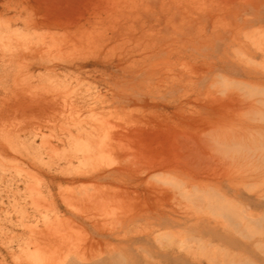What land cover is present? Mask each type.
Wrapping results in <instances>:
<instances>
[{
    "label": "rangeland",
    "instance_id": "rangeland-1",
    "mask_svg": "<svg viewBox=\"0 0 264 264\" xmlns=\"http://www.w3.org/2000/svg\"><path fill=\"white\" fill-rule=\"evenodd\" d=\"M3 1L0 3V21L5 22L9 17L10 23H8L13 30L23 26L22 21L18 20L20 17L18 11H22V14L25 15L28 10L27 13L38 15V17L39 15L46 17L50 14L51 16L47 18L51 21L53 19L58 21L62 18V21L59 22L53 20L56 23L65 24V20L66 23L68 20V22L71 21L67 23L69 25H76V23H80L79 26L85 25V29L87 27L88 30L87 34L94 37H91L89 43L84 42L83 39L85 45L83 42L79 45L80 47L77 45V50L75 47H71L74 51L68 48L62 55L55 54V58L59 62L72 63L75 60L77 63L85 59L88 64L81 71L73 68L65 71L64 73L68 74L66 81L68 87L67 85L65 88L61 87L63 89L56 90V94L52 92L53 95L50 92L52 96L49 95V92L45 93L46 90L41 86L46 77L43 74V69L31 68V71H22L21 75L16 76V67L20 63L18 59H14L15 63L10 60L13 62L9 66L10 70L0 73V80L5 79L9 84H12V79L16 77L20 79L25 76L39 75L37 79L33 80L37 86L29 88L28 91L26 88L24 90L19 88V90L14 86L10 87V85L5 87L8 89L0 88V264H29L27 253L24 251L30 252L34 249V246L29 242L31 239L35 241V237L39 234L37 230L33 232L31 229H36L34 228L35 223H40L45 214L52 215L53 211L51 212V208L48 209L50 204L48 201H51L49 200L51 198L52 202L58 205L60 213L65 216L64 218L68 220L70 218L76 223V229L83 228L76 232L73 231L74 229H67L68 235L65 233V236H62L64 239L59 236L50 237L49 240L55 242L53 247L49 246V240L45 239L48 243L43 241L42 245L45 242L46 250L53 249L48 254L51 255V259L54 258L49 262L46 261L47 264H94L99 259H102V263L99 261L98 264H264V155H257L251 159H235V157L222 155L216 147L218 138L223 134L235 130L241 131L242 134L244 129L249 127L246 122L240 119V113L248 110L250 104L235 92L222 96L217 89L212 87L218 74L230 77L232 80L250 81L264 85V0H9L12 1L10 4L8 0H5L4 4ZM42 11H44V15H41ZM38 12L40 13L38 14ZM17 15H19L18 19ZM12 17H16L17 20L14 19V21ZM10 18H12V22ZM107 27L109 31H107ZM92 39L95 40L91 41ZM10 52L8 50L6 52V48L1 42L0 70L3 60L8 63L7 60L12 59L8 56ZM19 53L13 55L11 52L9 55L22 61L20 56L22 57L24 53H20V56ZM72 72L74 73L72 74ZM76 72L78 76L75 75ZM70 75H73V79L69 78ZM57 79L60 80L59 77ZM79 81L83 87L88 84L86 87H91V89L89 91L85 87L83 89L82 86H79ZM83 90L89 92L90 95L93 94L91 97L87 93L88 101L86 97L84 98L86 93ZM96 90H99V93ZM37 92L40 94L36 95L42 97L36 96V99L34 95ZM78 94L82 95L81 99ZM45 95L50 98L47 99L48 97ZM94 96H98V99ZM56 97H61L59 98L61 100L55 99ZM71 97L75 98L71 100ZM30 98L34 102H30ZM53 98L55 100H52ZM84 99L86 100L84 101ZM104 99L106 100L104 101ZM91 100L95 102L92 103ZM65 101L66 103L63 104ZM72 101L75 107L78 105L76 110H72L74 108L71 106L73 105ZM84 105L93 108L94 115H91L93 114L90 112L91 108L85 107L84 109ZM63 106L70 109L69 114H67V109L62 108ZM52 109L56 110L52 112ZM71 110L74 111L73 114ZM59 111H62L63 115ZM76 111L82 113L79 112V114ZM58 112L57 118L51 116ZM75 112L78 114L74 115ZM46 113L48 117H45ZM60 115L61 118H58ZM71 115H74L75 118L79 117L77 119L84 122L85 127L99 125L98 123H104L103 127L106 126V128L107 126L111 127L110 132L115 135L114 140H111L115 150L107 153L108 155L104 153L106 157H103L107 161H104L102 155L94 162H87L88 164H82L74 159L73 166L81 165L73 167L63 157V159L61 157L59 159V154L54 155L56 152L53 153L51 147L52 149L56 147L59 152L61 151V156L64 148L63 142L66 143L65 147L68 144L66 141L60 143L62 140L57 139L59 135H64L59 132V128L71 124L69 126L71 131L77 132L72 124V121L75 122L77 119L72 118ZM49 116L53 121L55 120L53 123L56 125L53 126L52 122L48 121L50 120ZM83 116L86 118V120L83 119L85 121L80 118ZM56 119L58 120L56 121ZM91 119L93 121H90ZM59 120L64 121L63 124H65L61 123L60 126ZM46 126L49 128H45ZM50 127L52 131H49ZM35 129H42L44 135L38 137L34 133ZM106 130L109 131V129ZM126 136H129L128 139ZM55 137L57 138L55 139ZM116 137H120L121 142ZM122 138L128 142L122 141ZM116 143L118 144L116 145ZM122 143L124 148L120 147L123 150L118 147ZM106 144L108 143L106 142ZM57 145L61 146V150ZM186 146L193 147L188 149ZM117 147L121 150L119 151ZM125 148L126 150H124ZM91 163L98 164L92 165ZM154 164L156 166L159 164V166L155 167L156 169L151 168L155 166ZM95 165H99V169ZM80 167L84 175H86L84 170L88 168L87 174L102 172L103 176L102 178H85ZM92 168L98 170H92ZM78 170L81 173H78ZM47 171L48 173H46ZM75 172L77 175H81L77 177ZM220 172L223 173L220 174ZM104 173L107 175L105 176ZM72 175L76 176V179H72ZM173 176L175 179L172 178ZM177 178L182 182L179 183ZM90 179L92 180L90 181ZM176 180L178 182H175ZM60 182L61 185L58 186ZM94 185H103L100 187L101 189L113 191L117 189L114 192L110 190L113 192L112 196L122 188L121 191L127 193H125V197L122 193L124 198L121 196L117 198V200H121L118 204L117 200L111 199L116 202L109 204V206L113 205V208H107L109 212L106 211L105 216L100 215L103 213H99V210L92 214V208L89 207L90 210L86 211L87 207L84 203L85 218L83 213L69 210L61 203V196L57 190L68 189L71 193H76L77 190L80 192L81 189L93 191L90 188ZM105 186L106 188H103ZM217 189L229 199H235L233 204L241 203L246 209V212H242L247 216L241 213V208L238 211V207H234L232 202L229 203L230 201L220 197ZM38 190L41 192L40 196L36 193V191L39 193ZM186 191L187 193L191 191L192 197L190 194H186ZM180 192L183 193L180 195L181 198L178 197ZM166 193L167 195H165ZM114 196L117 197V194ZM172 196H176L175 199ZM116 197L114 198L116 199ZM75 199L77 200V198ZM43 200L45 201L43 202ZM45 202L48 203V206L45 205ZM224 202L230 206L226 203V205L223 204ZM42 203L44 204L42 205ZM233 208H236L235 212ZM247 210L252 211L250 213L254 212L253 214L258 215L259 218L251 219ZM95 212H97L96 215H94ZM87 214L95 216V219L97 216V219L100 220L88 219ZM106 215H110V217L106 218ZM101 217L104 225L101 224ZM230 217L233 219L231 220ZM91 220L96 223H91ZM175 220H179V223H176ZM98 221L101 226L103 225V230L101 226H99L100 229L95 227ZM105 224L109 226L106 230ZM225 225L227 226L224 227ZM32 232L36 233V236H33L34 239L32 235H29L33 234ZM43 233L41 232L40 235ZM27 239L29 242L26 244ZM56 248L58 249L55 250ZM96 249L98 250L96 251ZM53 253H57L58 256L55 254L57 258L53 256ZM122 254L123 256H121Z\"/></svg>",
    "mask_w": 264,
    "mask_h": 264
},
{
    "label": "bare ground",
    "instance_id": "bare-ground-1",
    "mask_svg": "<svg viewBox=\"0 0 264 264\" xmlns=\"http://www.w3.org/2000/svg\"><path fill=\"white\" fill-rule=\"evenodd\" d=\"M1 1L2 0H0V3H1ZM5 1V0H4ZM4 1H3V4H4ZM9 1V0H8ZM8 1H6V2H8ZM5 2V3H6ZM27 2V1H26ZM10 3H12V1L10 2L9 1V4ZM23 3V5H25L24 4V2H22ZM21 3V4H22ZM18 4V3H17ZM32 4V3H31ZM31 4H30V6H31ZM1 5V4H0ZM7 5V4H6ZM22 5V7H25V6H23ZM8 6H10V5H8ZM149 6V5H148ZM208 6V5H207ZM18 7V6H17ZM229 7V6H228ZM8 8V7H7ZM19 8H21V7H19ZM36 9V8H35ZM22 10V9H21ZM25 11H26V8L24 9ZM33 10H34V7H33ZM43 10V9H42ZM17 11V10H16ZM45 11V10H44ZM44 11H42L43 12V14L41 13V15H44ZM48 11V10H47ZM27 12H28V10H27ZM25 13V15H23L22 14V11L21 12H19L18 11V13H19V15H20V17H19V19H18V16L19 15H17V19L18 20H21L22 21V23H23V26L21 25V28L20 29H17V28H15L14 30H13V28H11V26L9 25V17H8V19L5 21V22H2V21H0V27H2V30H0V43L2 42L3 44H4V47L6 48V52H7V50L10 52H13V55H16L17 53H24V55H22V57L20 56V53L18 54L19 56H20V58H22L21 60L22 61H20V59L19 58H13V57H15V56H13V55H9L8 54V56H10L9 58H12V59H9L8 58V56H7V54H6V56H7V58L9 59V60H7L8 61V63H6V62H4V60H3V63H5V64H1L2 65V69L0 70V73L1 72H4V71H6V70H10L9 69V66H11V63H13V62H11L10 60H12V61H14V59H18L19 60V63H20V65H17V70H16V73L17 74H15L16 76H18V75H21V72L22 71H26V70H28V72L29 71H31L30 69L31 68H39L40 70L41 69H43V74L46 76L45 77V84H44V82L42 83V85H41V82H40V85L41 86H43L44 87V89L46 90V92L45 93H47V92H49V95H51L50 94V92L52 93H55V91L56 90H59V89H63V88H61V87H63L64 86V88H65V85H67V83H66V81H67V78H68V74L66 75V73H64L65 71H68L70 68H73V69H77V70H80L81 71V69L82 68H84L87 64H88V61L86 62L85 61V59H84V61H83V59L80 61V62H75V60L71 63H63V62H59V61H57L56 60V58H55V54L56 55H62L63 54V52L64 51H66L68 48H70L71 49V47H75V49H76V47L78 48V46L83 42V39L85 40L84 42H88L90 39H91V37L93 38L94 36H90V35H88L87 34V32H88V30H87V27H86V29H85V25H83V26H79V24L78 23H76V25H69V24H67V23H70V22H68V20H67V23H66V20H65V24H61V23H56L55 21H57V19L55 20V19H53V20H55V21H51L50 19H48L51 15L49 14H47L48 16H46L45 17V15H44V17L43 16H41L40 17V15H39V17H38V15L36 16L35 14L34 15H31V14H29V13ZM21 13V14H20ZM40 12H38V14H39ZM26 14H27V16H26ZM63 14V13H62ZM16 15V14H15ZM53 15H54V12H53ZM48 17V18H47ZM53 17V16H52ZM13 18V17H12ZM12 18H10V21L12 22L16 17H14L13 18V20H12ZM17 19H15V20H17ZM62 19V18H61ZM60 19V20H61ZM222 19V18H221ZM14 20V21H15ZM60 20H58L57 22H59ZM62 21V20H61ZM9 22V23H8ZM18 22V21H17ZM16 22V23H17ZM182 22V21H181ZM74 23V22H73ZM16 26V25H15ZM13 27V26H12ZM110 27V26H109ZM104 28V27H103ZM112 28V27H111ZM110 28V30H112ZM114 28V27H113ZM109 28L107 27V31H109L108 30ZM94 31V30H93ZM96 31V30H95ZM106 31V30H105ZM106 31V32H107ZM181 31V30H180ZM104 32V31H103ZM98 34L97 35H99V32H97ZM110 33V32H109ZM98 37V36H97ZM235 37V36H234ZM6 38V39H5ZM101 38V37H100ZM255 39V38H254ZM93 40H95V39H92L91 41H93ZM129 40V39H128ZM258 40V39H257ZM140 41V40H139ZM254 41V40H253ZM84 42H83V44H84ZM95 42V41H94ZM89 43V42H88ZM82 44V45H83ZM78 45V46H77ZM85 45V44H84ZM83 45V46H84ZM96 45V44H95ZM80 47V46H79ZM82 47V46H81ZM93 47V46H92ZM127 47V46H126ZM83 49V48H82ZM72 50V49H71ZM70 50V51H71ZM77 50V49H76ZM18 51V52H17ZM72 51H74V49L72 50ZM100 51V50H99ZM264 51V50H263ZM68 52V51H67ZM67 52H66V54H67ZM78 52H79V50H78ZM16 53V54H15ZM65 53V52H64ZM140 53V52H139ZM28 54V55H27ZM72 54V53H71ZM86 54V53H85ZM184 54V53H183ZM18 55H17V57H18ZM65 55V54H64ZM67 55H69V54H67ZM6 56H4V57H6ZM29 56V57H28ZM3 57V58H4ZM31 57V58H30ZM61 58V57H60ZM81 58V57H80ZM133 58V57H132ZM6 59V58H5ZM93 59V58H92ZM252 59V58H251ZM63 60H65V59H63ZM88 60V59H87ZM95 60H96V58H95ZM95 60H93V61H95ZM102 60V59H101ZM70 61V60H69ZM66 62V61H65ZM90 62V61H89ZM14 63H15V61H14ZM93 63V62H92ZM16 64H17V61H16ZM94 64H95V62H94ZM12 67H13V65H12ZM15 68V69H16ZM12 69V68H11ZM72 71H75V70H72ZM91 71V70H90ZM171 71V70H170ZM27 72V73H28ZM98 72V71H97ZM7 73V72H6ZM71 73V72H70ZM74 72H72V74H73ZM81 73V72H80ZM101 73V72H100ZM26 74V73H25ZM24 74V75H25ZM78 73L76 72V76H78L77 75ZM31 75H33V74H31ZM63 77H62V76ZM75 75H74V77H75ZM80 75V74H79ZM84 75V74H83ZM90 75V74H89ZM1 76V75H0ZM29 76V75H28ZM42 76V75H41ZM86 76H88L87 75V73H86ZM13 77V76H12ZM37 77H39V75L38 76H30V77H27V76H25V77H23V78H20V79H17L18 77H16L15 78V76H14V78L15 79H12V84H9V83H7V81H5V79L4 80H0V88H2V89H8V88H5V87H9V85H10V87H12L13 88V86L15 87V88H20V89H23L24 90V88H26L27 89V91H28V89L29 88H32L33 86H35V84H37V83H35L34 84V81L33 80H35V78L37 79ZM43 77V76H42ZM59 77V81H58V78ZM70 77H72V79H73V75L71 76H69V78ZM78 78V77H77ZM81 78V77H80ZM84 78V77H83ZM230 78V77H229ZM8 79V78H7ZM40 79V78H39ZM39 79L37 80L38 82H39ZM44 79V78H43ZM42 79V80H43ZM76 79V78H75ZM79 79V78H78ZM77 79V80H78ZM173 79V78H172ZM215 79V78H214ZM69 80V79H68ZM5 81V82H4ZM83 81H85L84 79H83ZM82 81V82H83ZM91 82V81H90ZM68 83H69V81H68ZM85 83V82H84ZM89 83V82H88ZM94 83V82H93ZM93 83L91 84L92 86H93ZM213 83H214V81H213ZM44 84V85H43ZM70 84V83H69ZM81 84V85H80ZM193 84V83H192ZM77 86H78V84H76ZM75 85V86H76ZM83 84L81 83V81H79V86H82ZM213 85V84H212ZM37 86V85H36ZM35 86V87H36ZM70 86V85H69ZM86 86H88V84L86 85ZM85 85H84V87L86 88V89H88L87 91H89V89H91V87L89 88V87H86ZM94 86H96V85H94ZM67 87H68V85H67ZM83 87V86H82ZM84 87H83V89H84ZM98 87V86H97ZM39 88V87H38ZM71 88V87H70ZM93 88V87H92ZM19 89V90H20ZM43 89V88H42ZM43 89V90H44ZM82 89V88H81ZM80 89V90H81ZM94 89V88H93ZM34 90H37V89H34ZM33 90V91H34ZM191 90V89H190ZM22 91V90H21ZM20 91V92H21ZM41 91V90H40ZM63 91V90H62ZM61 91V93H63ZM66 91H67V89H66ZM159 91V90H158ZM18 92V91H17ZM59 92V91H58ZM68 92H70L69 90H68ZM74 92H75V90H74ZM83 92H85L84 90H83ZM91 92V91H90ZM96 92L97 93H99V90L97 91L96 90ZM53 93H52V95H53ZM82 93V92H81ZM80 93V94H81ZM86 93V96L84 95V98L86 97L87 98V96H88V94H89V92H85ZM88 93V94H87ZM97 93H95L96 95H97ZM10 94V93H9ZM36 94H38V92L37 93H35V95H34V97L37 99V97H38V95L40 94H38V95H36ZM56 94V93H55ZM57 94H60V93H57ZM76 94V93H75ZM92 94V93H91ZM101 94V93H100ZM99 94V95H100ZM2 95V94H1ZM51 95V96H52ZM72 95V94H71ZM82 95H83V93H82ZM82 95L81 96H79V94H78V96H79V99H81L80 97H82ZM90 95V94H89ZM93 95V94H92ZM92 95H90L91 97H92ZM95 95V96H96ZM37 96V97H36ZM41 96V95H40ZM40 96L38 97V98H40ZM46 97H48V95H45ZM44 96V98H46ZM58 96V95H57ZM66 97H67V95H65ZM65 96H63V97H65ZM76 96H77V94H76ZM75 96V97H76ZM94 96V97H95ZM42 97V96H41ZM55 97V96H54ZM62 97V98H63ZM65 97V98H66ZM75 97H71V100H72V98H75ZM93 97V98H94ZM50 97H48L47 99H49ZM59 98H61V97H59ZM58 97H56L55 99H58V100H61V99H59ZM90 98V97H89ZM95 98H97L98 99V96L97 97H95ZM94 98V99H95ZM104 98H106V97H104ZM35 99V100H36ZM54 98L52 99V100H55ZM77 99V98H76ZM30 100V102H34L33 100H32V98H30L29 99ZM39 100V99H38ZM41 100V99H40ZM86 99H84V101H85ZM101 100V99H100ZM106 99H104V101H105ZM216 100V99H215ZM37 101V100H36ZM35 101V102H36ZM57 101V100H56ZM69 101H70V99H69ZM87 101H88V98H87ZM90 101V100H89ZM93 100H91V102H92ZM108 101H110V100H108ZM156 101V100H155ZM238 101V100H237ZM44 102V101H43ZM55 102V101H54ZM57 102H59V101H57ZM71 102V101H70ZM77 102V101H76ZM95 101H93L92 103H94ZM102 102V101H101ZM1 103V102H0ZM38 103H40V102H38ZM64 103H66V101L65 102H63V104ZM79 103V102H78ZM78 103H75V104H78ZM25 104V103H24ZM36 104V103H35ZM52 104H53V102H52ZM57 104V103H56ZM72 104L73 105H71V106H73L74 108H72V110L73 109H75L76 107L78 108V105L75 107V105H74V102L72 101ZM81 104V103H80ZM104 104V103H103ZM42 105H43V103H42ZM59 105V104H58ZM61 105H62V103H61ZM68 105H69V103H68ZM89 105V104H88ZM94 105V104H93ZM92 105V107H95V106H93ZM95 105H97V104H95ZM102 105V104H101ZM243 105H245V104H243ZM37 106H39L38 104H37ZM60 106V105H59ZM66 106V105H65ZM99 106V105H98ZM97 106V107H98ZM184 106V105H183ZM3 107H4V105H3ZM7 107V106H6ZM13 107V106H12ZM45 107V106H44ZM68 108L70 107V106H67ZM80 107V106H79ZM85 105H84V109H85ZM88 107V106H87ZM86 107V108H87ZM235 107V106H234ZM9 108V107H8ZM45 108H47V107H45ZM62 108H64V106L62 107ZM71 108V107H70ZM82 108V109H83ZM89 108V107H88ZM91 108V107H90ZM89 108V109H90ZM39 109L41 110V107H39ZM38 109V110H39ZM43 109V108H42ZM51 109V108H50ZM64 109H67L66 107L64 108ZM63 109V110H64ZM88 109V110H89ZM97 109V108H96ZM111 109V108H110ZM56 110V109H55ZM54 109H52V112L53 111H55ZM58 110V109H57ZM59 110H60V108H59ZM71 110V113L72 112H74V111H72ZM76 110V109H75ZM80 110H81V108H80ZM90 110H92V111H90V112H92L93 113V108H91ZM246 110V109H245ZM43 111V110H42ZM44 111H46L45 109H44ZM70 109L68 110L67 109V114H69L70 112ZM103 111H104V109H103ZM102 111V112H103ZM109 111V110H108ZM39 112H41V111H39ZM57 112V111H56ZM60 113H62V115H63V112L62 111H59ZM59 112H58V114H54V115H51V116H54L53 118H57L56 116L57 115H59ZM65 112H66V110H65ZM69 112V113H68ZM76 112H78V111H76ZM75 112V113H76ZM79 112H81V111H79ZM78 112V113H79ZM105 112H107V111H105ZM149 112V111H148ZM48 113V112H47ZM47 113H46V115H45V117L47 116L48 117V115H47ZM51 112H49L48 114H50ZM74 113V115H77L78 113H76L75 114ZM82 113V112H81ZM89 113V112H88ZM95 113V112H94ZM94 113L93 114H91V115H94ZM42 114V113H41ZM66 114V115H67ZM73 114V113H72ZM80 114V113H79ZM87 114V113H86ZM74 115L72 116V118H74V119H77V118H79V117H77V118H75L74 117ZM84 115V114H83ZM12 116V115H11ZM14 116H16V115H14ZM42 116V115H41ZM44 116V115H43ZM51 116H49L50 117V120H48L47 118H45L46 120H48V121H50V122H52V125L54 126V125H56V124H54L55 122V120L53 121V119L51 118ZM80 116V115H79ZM13 117V116H12ZM68 117H70V116H68ZM58 118H61V115L58 117ZM71 118V117H70ZM69 118V119H70ZM80 118H82V120L83 119H85L86 120V118L83 116V117H80ZM64 119H65V117H64ZM68 118H67V116H66V120H67ZM95 119V118H94ZM37 120H38V118H37ZM58 119H56V121H57ZM70 120H73V119H70ZM79 119H77V121H75V122H73L72 121V124H73V128L75 127L76 129H77V132H75V133H73L72 131H71V128L69 127L70 125H68L67 127H66V125H64L63 124V122H61L60 120L58 121V122H60L59 123V125L61 126V123H62V125H64V127L62 126V128L60 127H58L60 130H59V132H62V133H64V135H59V137L57 138V137H55V139L57 138V139H59V141L60 140H62V141H60V143L61 142H63V141H66L68 144H67V147H65V144H64V142H63V149H62V154H61V156H60V152L58 151V149H56V147L54 148V149H52V145L50 146L51 147V150H53L52 152L54 153V152H56V153H54V155L56 154V156H57V154H59V156H58V158L59 157H63L65 160H67L68 161V164L71 166L72 165V163H73V161H75L74 159H76L77 161H79V162H81L82 164L84 163H90L91 161H93L94 162V160L96 159V160H98V157H100L101 155H102V157L104 156V157H106L105 155L107 154V153H110L112 150L114 151L115 150V148H114V146H113V141L111 142V140H114V138H115V135L114 134H112L111 132H110V129H111V127L110 128H108L109 126H107V128H106V126L105 127H103L104 126V123H98L99 125H90V126H87V127H85L84 125H83V123L84 122H82L81 120H79ZM85 120H83V121H85ZM68 121V120H67ZM66 121V122H67ZM90 121H93L92 119L90 120ZM47 122V121H46ZM49 122V123H50ZM54 122V123H53ZM87 122H89V121H87ZM95 122V121H94ZM154 122V121H153ZM1 123H2V121H1ZM43 123V122H42ZM57 123V122H56ZM71 123V122H70ZM86 123V122H85ZM90 123V122H89ZM89 123H87L88 125H89ZM230 123V122H229ZM10 124V123H9ZM17 124V123H16ZM58 124V123H57ZM93 124V123H92ZM130 124V123H129ZM18 125V124H17ZM46 125V124H45ZM48 125V124H47ZM50 125H51V123H50ZM49 125V126H50ZM105 125H107V124H105ZM221 125V124H220ZM4 126V125H3ZM244 126V125H243ZM9 127V126H8ZM7 127V128H8ZM48 126H46L45 128H47ZM66 127V131L64 130V128ZM115 126H113V128H114ZM239 127V126H238ZM40 128V127H39ZM49 128V127H48ZM109 129V131L108 130H106V129ZM235 128V127H234ZM50 129L51 130H49V131H52V128L50 127ZM115 129H116V127H115ZM8 130V129H7ZM73 130V129H72ZM123 130V129H122ZM121 130V131H122ZM126 130V129H125ZM224 130V129H223ZM36 131V132H35ZM58 131V130H57ZM76 131V130H75ZM135 131V130H134ZM187 131V130H186ZM18 132V131H17ZM32 132V131H31ZM53 132H54V129H53ZM123 132H124V130H123ZM189 132V131H188ZM191 132V131H190ZM241 132V131H240ZM34 133H35V135H38V137H39V135H40V137L42 136V135H44L43 134V132H42V129L40 130V129H38V130H34ZM120 133V132H119ZM136 133H137V131H136ZM228 133H230V132H228ZM33 134V133H32ZM52 134V133H51ZM57 135H58V133H56ZM133 134V132L131 133V135ZM55 135V134H54ZM123 135V134H122ZM33 136H34V134H33ZM56 136V135H55ZM60 136H63V137H61L60 138ZM123 136H125V135H123ZM123 136H121V137H123ZM211 136V135H210ZM218 136V135H217ZM34 137H36V136H34ZM46 137V136H45ZM129 137V136H128ZM128 137L126 136V138L128 139ZM192 137V136H191ZM116 138H118V137H116ZM120 138V137H119ZM118 138V139H119ZM125 138V137H124ZM131 138V137H130ZM41 139H44V138H41ZM123 139V138H122ZM192 139V138H191ZM117 140V139H116ZM120 140V139H119ZM124 140H126V139H123L122 141H124ZM44 141V140H43ZM127 142H128V140H126ZM193 142H194V140H192ZM208 141V140H207ZM103 142V143H102ZM106 142L108 143V144H106ZM116 142V141H115ZM117 142H119V141H117ZM120 142H121V140H120ZM119 142V143H120ZM131 142V141H130ZM132 142H133V140H132ZM188 142V141H187ZM13 143V142H12ZM47 143V142H46ZM192 142H190V144H191ZM43 144H44V142H43ZM118 143H116V145H117ZM188 144V143H187ZM205 144V143H204ZM4 145V144H3ZM47 145H49V144H47ZM123 145V143L121 144V145H119L118 147L119 148H121L122 150H123V148H124V146H122ZM124 145H125V147H126V144L124 143ZM191 145H193V143L191 144ZM195 145V144H194ZM201 145V144H200ZM10 146V145H9ZM55 146H56V144H55ZM120 146H122V147H120ZM129 146H130V143H129ZM129 146H128V149H129ZM188 146V145H187ZM186 146V147H187ZM7 147V146H6ZM15 147V146H14ZM53 147H54V145H53ZM57 147L60 149V147L61 146H58L57 145ZM117 147V149L119 150V148ZM184 147V146H183ZM185 147V148H186ZM191 147H193V146H189V148L188 149H190ZM9 148V147H8ZM14 149V148H13ZM33 149V148H32ZM108 151H107V150ZM120 149V150H121ZM127 149V150H128ZM3 150V149H2ZM61 150V149H60ZM105 150H106V152H105ZM119 150V151H120ZM124 150H126V148L124 149ZM192 150V149H191ZM112 151V152H113ZM200 151V150H199ZM26 152H28V151H26ZM189 152V151H188ZM218 152V151H217ZM104 153H106V154H104ZM190 153V152H189ZM41 154V153H40ZM21 155V154H20ZM108 155V154H107ZM189 155V154H188ZM193 156V155H192ZM104 157H103V159H104ZM188 157V156H187ZM5 158V157H4ZM38 158V157H37ZM57 158V159H58ZM61 158H59V159H61ZM62 158V159H63ZM108 159H109V156L107 157ZM185 158V157H184ZM3 159V158H2ZM106 159V158H105ZM104 159V161H107V160H105ZM212 159V158H211ZM232 159V158H231ZM236 159V158H235ZM257 159V158H256ZM64 160V161H65ZM102 160V159H101ZM244 160V159H243ZM11 161V160H10ZM66 161V162H67ZM90 161V162H89ZM126 161V160H125ZM124 161V162H125ZM212 161V160H211ZM259 161V160H258ZM66 162H64V163H66ZM101 162H103V160L101 161ZM109 162V161H108ZM236 162V161H235ZM247 162V161H246ZM263 162V161H262ZM87 163V164H88ZM106 163V162H105ZM142 163V162H141ZM186 162H184V164H185ZM203 163V162H202ZM241 163V162H240ZM67 164V163H66ZM68 164L66 165V166H68ZM92 165H94V164H98V163H91ZM102 164V163H101ZM107 164V163H106ZM150 164V163H149ZM157 164V163H156ZM179 164H180V162H179ZM187 164V163H186ZM208 164V163H207ZM226 164V163H225ZM229 164V163H228ZM258 164V163H257ZM64 165V164H63ZM81 165V164H80ZM80 165H75V166H80ZM91 165V166H92ZM100 165V164H99ZM98 165V166H99ZM108 165H110V164H108ZM119 165V164H118ZM142 165V164H141ZM155 165V164H154ZM183 165V164H182ZM188 165H189V163H188ZM15 166V165H14ZM73 166V165H72ZM75 166H73V167H75ZM95 166H97V165H95ZM98 166L96 167V168H98ZM112 166V165H111ZM146 166V165H145ZM144 166V167H145ZM157 166H159V164L157 165ZM156 165L154 166V167H151V168H155V167H157ZM190 166H192V165H190ZM189 166V167H190ZM196 166V165H195ZM206 166V165H205ZM257 166V165H256ZM59 167V166H58ZM72 167V168H73ZM102 167H103V165H102ZM126 167V166H125ZM194 167V166H193ZM198 167V166H197ZM258 167V166H257ZM60 168V167H59ZM81 168V167H80ZM94 169V168H92V170H98V169ZM104 168H106V167H104ZM107 168H109L108 166H107ZM181 168V167H180ZM187 168V167H186ZM237 168V167H236ZM249 168V167H248ZM66 169V168H65ZM88 169V168H87ZM86 169V170H87ZM156 169V168H155ZM199 169V168H198ZM246 169V168H245ZM6 170V169H5ZM41 170V169H40ZM60 170H61V168H60ZM64 170V169H63ZM68 170V169H67ZM81 170V172H82V168L80 169ZM84 170V169H83ZM86 170H84L85 171V173H86V175H84V173H83V177H85V178H97V177H99V178H102V176H103V173L101 172L100 174H87L89 171H87L86 172ZM111 170V169H110ZM145 170H146V168H145ZM147 170H149V169H147ZM151 170V169H150ZM194 170V169H193ZM200 170V169H199ZM224 170V169H223ZM258 170V169H257ZM57 171V170H56ZM241 171V170H240ZM243 171V170H242ZM63 172V171H62ZM67 172V171H66ZM79 170H78V173H81ZM115 172H116V170H115ZM139 172H141V171H139ZM163 172V171H162ZM178 172V171H177ZM198 172V171H197ZM244 172V171H243ZM46 173H48V171L46 172ZM69 173V172H68ZM93 173V172H92ZM112 173V172H111ZM138 173V172H137ZM203 173V172H202ZM223 173V172H222ZM221 172H220V174H222ZM250 173V172H249ZM255 173V172H254ZM50 174H51V172H50ZM56 174H57V172H56ZM72 174V173H71ZM75 174H76V172H75ZM116 174V173H115ZM129 174V173H128ZM142 174V173H141ZM207 174V173H206ZM240 174V173H239ZM242 174H244V173H242ZM246 174V173H245ZM53 175V174H52ZM60 175V174H59ZM66 175V174H65ZM77 175V174H76ZM81 175V174H80ZM80 175H77V177H79ZM104 175H105V173H104ZM107 175V174H106ZM105 175V176H106ZM114 175V174H113ZM112 175V176H113ZM250 175V174H249ZM54 176H55V173H54ZM61 176H62V174H61ZM67 176H69V175H67ZM66 176V177H67ZM73 176V175H72ZM218 176V175H217ZM238 176V175H237ZM253 176H255V175H253ZM258 176V175H257ZM1 177V176H0ZM71 177V176H70ZM114 177V176H113ZM225 177V176H224ZM107 178V177H106ZM115 178V177H114ZM117 178V177H116ZM153 178V177H152ZM170 178V177H169ZM172 178H174V176L172 177ZM251 178V177H250ZM260 178V177H259ZM53 179H56V177H53ZM72 179H76V176H73L72 177ZM148 179V178H147ZM175 179V178H174ZM173 179V180H174ZM254 179V178H253ZM258 179V178H257ZM261 179V178H260ZM30 180V179H29ZM50 180V179H49ZM86 180V179H85ZM92 179H90V181H91ZM94 180V179H93ZM172 180V179H171ZM177 180H179V183H180V179H178L177 178ZM175 181V182H178V181ZM83 181V180H82ZM108 181V180H107ZM160 181V180H159ZM50 182H51V180H50ZM95 182V181H94ZM127 182V181H126ZM130 182V181H129ZM171 182H173V181H171ZM182 182V181H181ZM183 182H185V181H183ZM187 182H190V181H187ZM256 182V181H255ZM8 183V182H7ZM58 183V182H57ZM57 183H55V184H57ZM96 183V182H95ZM104 183V182H103ZM108 183V182H107ZM111 183V182H110ZM131 183V182H130ZM134 183V182H133ZM159 183H161V182H159ZM52 184V183H51ZM50 184V185H51ZM105 184V183H104ZM135 184H136V182H135ZM167 184V183H166ZM170 184V183H169ZM186 184V183H185ZM244 184V183H243ZM42 185V184H41ZM58 185V184H57ZM61 185V182H60V184L58 185V186H60ZM107 185V184H106ZM109 185V184H108ZM149 185V184H148ZM165 185V184H164ZM173 185H174V183H173ZM176 185H177V183H176ZM181 185H182V183H181ZM180 185V186H181ZM187 185V184H186ZM199 185V184H198ZM242 185V184H241ZM6 186V185H5ZM95 186H97L98 188H96ZM103 186V185H102ZM101 185H94V187L93 186H91V188H90V190H92L93 189V191H88L89 189H87V191L85 190H83V189H81V190H83L82 192H81V190H80V192H79V190H77L78 192H76V193H78V194H76V193H71V191L70 190H68V189H64V190H57V191H59L58 193H60L59 194V196H61V200H62V204L66 207V208H68L69 210H73V211H77V213L79 212H81V213H85L86 211H88V209L90 208H92L91 209V211H93L92 212V214L94 213V211H96V210H99V213H103V214H100V215H103V216H105V213H106V211H107V208L108 209H110V207H112L113 208V205L111 206H109V204H113V203H115V202H113L112 200H117V198L118 197H125L126 196V194L125 193H127V192H122L121 190L123 189H121L120 191H121V193H120V191H117L118 193H114V195H116L117 194V197L116 196H114V197H116V199L112 196V193L114 192V191H116L115 189H114V191L113 190H111V189H101L100 187H102ZM110 186V185H109ZM135 186V185H134ZM93 187V188H92ZM120 187V186H119ZM174 187V186H173ZM177 187V189H178V185L176 186ZM183 187V186H182ZM200 187H201V185H200ZM204 187V186H203ZM64 188V187H63ZM103 188H106V186L105 187H103ZM191 188V187H190ZM190 188H187V189H189L190 190ZM202 188V187H201ZM58 189H59V187H58ZM166 189V188H165ZM180 189V188H179ZM185 189H186V187H185ZM210 189H211V187H210ZM212 189H213V187H212ZM66 190V191H65ZM113 191V192H111V191ZM125 190V189H124ZM152 190V189H151ZM162 190V189H161ZM167 190V189H166ZM174 190V189H173ZM176 190V189H175ZM189 190H187V191H189ZM209 190V189H208ZM216 190V189H215ZM214 190V191H215ZM218 190V189H217ZM18 191V190H17ZM39 191V193L36 191V193L40 196V194H41V192H40V190H38ZM187 191H186V194H190V192H188L187 193ZM206 191V190H205ZM15 192V191H14ZM43 192V191H42ZM164 192V191H163ZM169 192V191H168ZM176 192V191H175ZM218 192V195L220 196V197H222V198H224L226 201H230L229 203H231L232 202V204H233V200H235V199H229V197L227 196L226 197V195L225 194H222V193H220V191L218 190L217 191ZM30 193V192H29ZM28 193V194H29ZM80 193V194H79ZM124 195H123V194ZM138 193H140V192H138ZM192 193V192H191ZM195 193H197V192H195ZM210 193V192H209ZM208 193V194H209ZM216 193V192H215ZM76 194V195H75ZM121 194V195H120ZM129 194H131V193H129ZM134 194V193H133ZM170 194V193H169ZM175 194V193H174ZM174 194H172V195H174ZM177 194V193H176ZM175 194V195H176ZM183 194V193H182ZM181 194V192L180 193H178V197L180 196V195H182ZM212 194H213V192H212ZM47 195V194H46ZM119 195V196H118ZM123 195V196H122ZM138 195V194H137ZM165 195H167V193L165 194ZM192 194H190V196H191ZM203 195V194H202ZM206 195V194H205ZM210 195V194H209ZM131 195H129V197H130ZM134 196V195H133ZM171 196V195H170ZM213 196V195H212ZM46 197V196H45ZM51 197H53V196H51ZM50 197V198H51ZM123 197V198H124ZM139 197V196H138ZM159 197V196H158ZM161 197H162V194H161ZM174 199H175V197L174 196H172ZM192 197V196H191ZM195 197H196V195H195ZM198 197V196H197ZM204 197V196H203ZM214 197V196H213ZM217 197V196H216ZM75 198H77V200L75 199ZM113 198V199H112ZM130 198H132V197H130ZM180 198H181V196H180ZM186 198V197H185ZM189 198V197H188ZM211 198V197H210ZM209 198V199H210ZM43 199H44V196H43ZM45 199H47V197L45 198ZM112 199V200H111ZM120 199V198H119ZM122 199V198H121ZM140 199V198H139ZM179 199V198H178ZM200 199H201V196H200ZM199 199V200H200ZM213 199V198H212ZM217 199H218V197H217ZM49 200H51V201H48V203L50 202V204H49V207H48V209H50L51 208V212L53 211V213H52V215L50 216V215H48V213L47 214H45V216H43V219H42V221L40 222V223H38V222H36L35 224H36V226L34 227V228H36V229H31L33 232H35L34 230H37L38 232H39V234H38V236H36V233H37V231H36V233H33V234H29L30 236L32 235V237L34 236H36L35 237V241H32V239L30 240V242L28 241V239H27V242H26V244L29 242L30 244H32L33 246H34V249H32V251H30V252H26V251H24L25 253H27V259L29 260V264H47L46 263V261H50V259H51V255L49 256V254L52 252V250L53 249H51V250H46V248L45 247H47V245L45 244V242L47 241V240H49V238L50 237H55V236H59V237H61V238H63L64 239V237H62V236H65V233L67 232L68 233V230H70V229H74L73 231L74 232H76L77 230H80L81 228H83V227H81V228H79V229H76V227H77V225H75L76 223H74L72 220H70V218H69V220L67 219V218H64L65 216L62 214V213H60V211H59V209H58V205L55 203V202H52L53 200H52V198L51 199H49ZM122 200H124V199H122ZM134 200V199H133ZM186 200H187V198H186ZM196 200V199H195ZM207 200V199H206ZM42 201V200H41ZM45 200H43V202H44ZM47 201V200H46ZM118 202H117V204L121 201V200H117ZM178 201V200H177ZM190 201H192V200H190ZM189 201V202H190ZM236 201V200H235ZM80 202V203H79ZM127 202V201H126ZM131 202V201H130ZM141 202V201H140ZM209 202V201H208ZM218 202V201H217ZM37 203V202H36ZM40 203V202H39ZM48 203L47 202H45V205L46 206H48ZM84 203H85V206L87 207V209L83 206L84 205ZM148 203V202H147ZM178 203V202H177ZM179 203H180V201H179ZM206 203V202H205ZM214 203V202H213ZM221 203V202H220ZM226 202H224L223 204H225ZM44 203H42V205H43ZM140 204V203H139ZM183 204H185L184 202H183ZM186 204H187V201H186ZM193 204V203H192ZM199 204V203H198ZM210 204V203H209ZM212 204V203H211ZM227 204V203H226ZM225 204V205H226ZM38 205V204H37ZM44 205V206H45ZM173 205H175V204H173ZM177 205H179V204H177ZM217 205V204H216ZM220 205V204H219ZM227 205H229V204H227ZM234 205V207H238V211H239V208H241L240 209V211H241V213H244V212H246V209L245 208H243L244 206H242L241 205V203H235V204H233ZM233 205H231L232 207H233ZM236 205V206H235ZM83 206V207H82ZM211 206V205H210ZM230 206V205H229ZM89 207V208H88ZM178 207H180V206H178ZM187 207V206H186ZM199 207V206H198ZM213 207V206H212ZM221 207V206H220ZM225 207V206H224ZM227 207V206H226ZM45 208V207H44ZM116 208H117V206H116ZM139 208V207H138ZM181 208V207H180ZM185 208V207H184ZM188 208V207H187ZM195 208V207H194ZM202 208V207H201ZM235 208V209H236ZM31 209V208H30ZM45 209H47V208H45ZM47 209V210H48ZM86 209V211H84ZM89 209V210H90ZM114 209H115V206H114ZM119 209V208H118ZM173 209V208H172ZM179 209V208H178ZM207 209V208H206ZM218 209V208H217ZM234 209V208H233ZM235 209H234V212H235ZM90 211V212H91ZM113 211V210H112ZM112 211H110V212H112ZM120 211V210H119ZM122 211V210H121ZM215 211V210H214ZM217 211V210H216ZM219 211H220V209H219ZM226 211V210H225ZM229 211H230V209H229ZM237 211V212H238ZM242 211H244V212H242ZM248 211V216H250V218L251 219H253V220H257L259 217H258V215L256 216V214H253V213H250V212H252V211H249V210H247ZM48 212V211H47ZM50 212V211H49ZM50 212V213H51ZM107 212H109V211H107ZM132 212V211H131ZM131 212H129V213H131ZM145 212V211H144ZM201 212V211H200ZM199 212V213H200ZM203 212V211H202ZM211 212V211H210ZM233 212V213H234ZM22 213V212H21ZM49 213V214H50ZM83 213V216L85 215ZM96 213L97 212H95V214L94 215H96ZM121 213V212H120ZM181 213V212H180ZM183 213V212H182ZM188 213V212H187ZM191 213V212H190ZM194 213V212H193ZM196 213V212H195ZM208 213V212H207ZM240 213V212H239ZM33 214V213H32ZM90 214V213H89ZM110 214H112V213H110ZM124 214V213H123ZM131 214H133V213H131ZM204 214H205V212H204ZM211 214V213H210ZM217 214V213H216ZM222 214H224V213H222ZM235 214V213H234ZM82 215V214H81ZM88 215V214H87ZM126 215V214H125ZM128 215V214H127ZM200 215H202V214H200ZM214 215V214H213ZM233 215V214H232ZM244 215H245V213H244ZM89 216V217H88ZM87 216V218L88 219H93L95 216H91V215H88ZM99 216V215H98ZM102 216V217H103ZM107 216L108 215H106V218H107ZM114 216V215H113ZM116 216V215H115ZM114 216V217H115ZM212 216V215H211ZM234 216V215H233ZM236 216V215H235ZM239 216V215H238ZM241 216V215H240ZM245 216H247V215H245ZM256 216V217H255ZM102 217H101V220H102ZM108 217H110V215L108 216ZM113 217V218H114ZM117 217V216H116ZM175 217H177V216H175ZM242 217V216H241ZM41 218H42V216H41ZM85 218H86V215H85ZM99 218V217H98ZM200 218V217H199ZM231 218V217H230ZM66 219V220H65ZM105 219V218H104ZM109 219V218H108ZM115 219V218H114ZM214 219V218H213ZM222 219V218H221ZM233 219V217L231 218V220ZM94 220H100V219H97V216H96V219L94 218ZM107 220V219H106ZM110 220V219H109ZM198 220V219H197ZM220 220V219H219ZM240 220V219H239ZM225 221V220H224ZM92 222H95V221H92L91 220V223ZM99 222V223H98ZM97 222V224H95V223H93V224H95L96 226V228L98 229L99 228V226H101V224L103 223V225H104V221L102 220L101 221V224H100V221H98ZM175 222L176 223H179V220H175ZM226 222V221H225ZM259 222V221H258ZM107 223V222H106ZM113 223V222H112ZM120 223H121V221H120ZM119 223V224H120ZM137 223V222H136ZM181 223V222H180ZM220 223V222H219ZM250 223V222H249ZM252 223V222H251ZM99 224V225H98ZM221 224H223V222H221ZM103 225L101 226L102 227V230L104 229V227H103ZM106 225V224H105ZM173 225V224H172ZM108 226V224L106 225V228H105V230L109 227H107ZM121 226V225H120ZM227 225H225L224 227H226ZM248 226V225H247ZM135 227V226H134ZM28 228H30V227H28ZM117 228V227H116ZM121 228V227H120ZM68 229V230H67ZM96 229V230H97ZM100 229V228H99ZM27 230H29V229H27ZM67 230V231H66ZM71 230V231H72ZM82 230V229H81ZM108 230H110V229H108ZM107 230V231H108ZM64 233H63V232ZM31 232V231H30ZM41 232L43 233L42 235H40L41 234ZM105 232V231H104ZM191 232H193V231H191ZM66 233V234H67ZM137 233V232H136ZM247 234V233H246ZM68 235V234H67ZM118 235V234H117ZM43 236V237H42ZM122 236V235H121ZM194 236V235H193ZM23 237V236H22ZM34 237H33V239H34ZM48 237V238H47ZM58 237V238H59ZM67 237V236H66ZM20 238V237H19ZM37 238V239H36ZM57 238V237H56ZM45 239H47V240H45ZM130 240V239H129ZM157 240V239H156ZM43 241H45L44 242V245H42L43 243ZM53 241H55L54 239H53ZM21 242V241H20ZM101 242V241H100ZM25 243V242H24ZM46 243H48V241L46 242ZM30 244H28V245H30ZM55 245V242H51V240H49V243H48V245L49 246H51V247H53L54 245ZM100 244V243H99ZM261 244V243H260ZM27 245V246H28ZM53 245V246H52ZM67 245V244H66ZM92 245V244H91ZM96 245V244H95ZM108 245V244H107ZM26 246V247H27ZM99 246V245H98ZM38 247H40V248H38ZM97 247V246H96ZM24 248V247H23ZM29 248H30V246H29ZM28 248V249H29ZM42 248V249H41ZM103 248V247H102ZM25 249V248H24ZM40 249V250H39ZM58 248H56L55 250H57ZM26 250H27V248H26ZM43 250V251H42ZM93 250V249H92ZM92 250H90L91 252H92ZM98 249H96V251H97ZM122 250V249H121ZM120 250V251H121ZM23 251V250H22ZM54 252V251H53ZM57 252V251H56ZM79 252V251H78ZM111 252V251H110ZM118 252H119V250H118ZM12 253V252H11ZM49 253V254H48ZM56 255H57V253H55ZM55 254L53 253V256L54 257H56L57 258V256H55ZM61 254V253H60ZM110 254V253H109ZM120 254H121V252H120ZM19 255V254H18ZM78 255V254H77ZM77 255H76V257H77ZM85 255V254H84ZM108 255V254H107ZM106 255V256H107ZM112 255V254H111ZM116 255V254H115ZM119 255V254H118ZM92 257L94 256V255H91ZM100 256V255H99ZM121 256H123V254L121 255ZM22 257V256H21ZM20 257V258H21ZM75 257V258H76ZM82 257V256H81ZM84 257H86V256H84ZM91 257V258H92ZM95 257H97V256H95ZM103 257H105V256H103ZM19 258V259H20ZM59 258V257H58ZM70 258V257H69ZM88 258V257H87ZM106 258V257H105ZM104 258V259H105ZM110 258V257H109ZM114 258V257H113ZM120 258V257H119ZM125 258V257H124ZM124 258H123V260H124ZM16 259V258H15ZM23 259H24V257H23ZM52 259H54L53 257H52ZM51 259V260H52ZM84 259V261H85V258H83ZM103 259V260H104ZM27 260V261H28ZM70 260V259H69ZM75 260V259H74ZM78 260V259H77ZM80 260V259H79ZM95 260H97L96 258H95ZM102 260V259H101ZM100 259L98 260V262L99 261H101ZM107 260V259H106ZM109 260V259H108ZM127 260V259H126ZM125 260V261H126ZM26 261V260H25ZM67 261V260H66ZM81 261V260H80ZM79 261V262H80ZM93 261H94V259H93ZM82 262V261H81ZM88 262V261H87ZM92 262V261H91ZM98 262L96 263H94V262H92V263H94V264H98ZM110 262V261H109ZM118 262H119V260H118ZM67 263V262H66ZM73 263V262H72ZM75 263V262H74ZM100 263H102V261L100 262ZM99 263V264H100ZM103 263H104V261H103ZM106 263H107V261H106ZM112 263H113V261H112ZM76 264V263H75ZM79 264V263H78ZM82 264V263H81ZM84 264V263H83ZM89 264H91V263H89Z\"/></svg>",
    "mask_w": 264,
    "mask_h": 264
},
{
    "label": "clouds",
    "instance_id": "clouds-1",
    "mask_svg": "<svg viewBox=\"0 0 264 264\" xmlns=\"http://www.w3.org/2000/svg\"><path fill=\"white\" fill-rule=\"evenodd\" d=\"M220 95L235 92L250 104L240 113V119L249 127L241 134L239 130L225 133L216 142L218 151L228 157L251 159L264 155V85L250 81L232 80L218 74L212 85Z\"/></svg>",
    "mask_w": 264,
    "mask_h": 264
}]
</instances>
